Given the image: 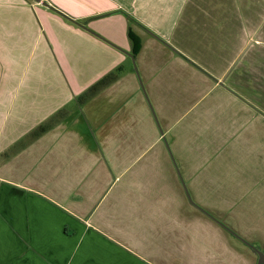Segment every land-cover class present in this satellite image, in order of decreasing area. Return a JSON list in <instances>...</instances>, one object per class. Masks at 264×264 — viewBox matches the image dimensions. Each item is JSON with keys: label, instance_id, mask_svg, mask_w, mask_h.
Here are the masks:
<instances>
[{"label": "crops", "instance_id": "crops-1", "mask_svg": "<svg viewBox=\"0 0 264 264\" xmlns=\"http://www.w3.org/2000/svg\"><path fill=\"white\" fill-rule=\"evenodd\" d=\"M41 1L0 0V264H197L203 251L188 232L176 231L180 221L147 222L139 217L144 206L124 204L120 193L121 198L106 203L125 170L113 180L104 178H109L110 163L119 169V151L107 147L119 146L121 138L107 140L102 124H95L98 119L91 121L100 139L61 137L66 130L73 136L74 124L83 121L78 100L88 103L127 85L125 79L133 75L124 71L129 59L135 70V62L140 68L152 98H187L184 104L193 101L187 112L200 107L204 116L224 114L228 105L237 116L244 113L243 129L264 132V100L247 88L245 96L240 92L243 84L248 89L259 80L261 88L264 84V75L252 81L250 74L264 70V26L253 20L260 7L255 18L263 22L264 0ZM130 30L140 40L135 55ZM249 44H254L253 59H243L240 52ZM221 50L231 56L221 60L216 53ZM236 64L243 65L244 79L230 76L224 86L222 77ZM193 122L183 129L191 127L193 136L183 137V143L171 139V146L199 145L191 138L209 130L204 127L214 119L200 128ZM43 125L48 128L37 134ZM98 142L107 146L99 153ZM183 150L175 148L176 159L202 174L204 158ZM102 204L107 205L99 210ZM126 207L136 219L120 217L117 212L126 214ZM217 259L209 256L211 264Z\"/></svg>", "mask_w": 264, "mask_h": 264}, {"label": "rangeland", "instance_id": "rangeland-1", "mask_svg": "<svg viewBox=\"0 0 264 264\" xmlns=\"http://www.w3.org/2000/svg\"><path fill=\"white\" fill-rule=\"evenodd\" d=\"M259 9L260 7L254 9L253 20L260 28L264 26V20L262 22L261 18H255L256 14L260 13L257 12ZM217 46L222 48L225 45L220 40ZM253 46L254 44H249L244 52H240V57L253 59ZM262 48L264 50V47ZM216 53L221 55V60L231 56L230 52L224 50ZM135 66L136 70L131 59L125 64L124 71L133 72L132 76L125 79L127 85L122 84L121 88L111 91L112 93L108 91L103 98L88 103L78 100L79 107L82 108L79 109L81 115H78V119L83 121L74 124L73 136L68 137L71 130H66L61 138L78 140V137H83L89 141L97 137L100 139L97 129L102 124L106 139H122L119 146L113 148L98 142V153L104 150V145L114 152L119 151V169H115L110 163L112 169L109 178H104L107 181L113 180L122 168L125 169L110 187L106 203L114 198H121L120 195L117 196L120 193L121 202L124 204L133 202L138 210L144 206V211L139 212V217L147 222L154 220L160 222L159 225L162 222L168 225L176 220L180 221L181 229L175 228L176 231L188 232L189 238L198 241V246L203 251V254L198 253L197 264H211L209 256L212 254L218 257V261H215L217 264H255L256 256L252 254V249L260 248L264 251V132L260 128L243 129L246 119L244 113L237 116L233 108L228 109L227 102L224 114L204 116L198 113L200 107H193L191 112H187L188 106L193 102L189 100L184 104L187 98L159 94L152 98L136 62ZM242 69L243 65L238 64L229 68L227 75L222 77L223 81L225 80L223 85L229 86L228 79L233 75L244 79L246 74ZM240 73L243 75L240 76ZM250 74L253 75L252 81L256 78L259 80L264 75V70L259 67ZM260 82H255L254 88L251 89L243 84L240 90L242 96H245L244 91L247 88L255 98L264 100V84L261 88ZM201 94L203 93L197 96ZM215 94L206 97V100H211ZM222 99L223 97L220 100ZM206 100L201 102L205 104ZM260 105L264 107L261 102ZM84 119L86 123L88 121V125L84 123ZM91 119H98L95 124L99 127H96ZM210 119H214L213 125L204 127L209 130H199L203 133L197 136L198 138H191L193 141L190 142L200 143L199 145L192 148L170 145L171 139L183 143V137L193 136L191 127L183 132L187 123L195 121L193 125L200 128L206 125L205 123H210ZM169 127L171 128L167 130ZM202 138L211 139V143L204 145L203 142L207 141H199ZM175 148L178 151L184 149L183 153L188 156H199L201 161L204 158L205 163L201 162L202 174L198 176L194 167L182 166L174 156ZM63 150L64 147H61V151ZM87 150L91 151V148ZM75 156H81L80 147L75 148ZM103 164L106 166L105 162ZM191 172L196 174L193 179L189 178ZM106 205L102 204L99 210ZM123 212L126 214L117 212L122 215L121 218L136 219L132 209L129 214L127 207ZM195 246L191 245V248ZM189 256L192 257L193 254Z\"/></svg>", "mask_w": 264, "mask_h": 264}, {"label": "trees", "instance_id": "trees-1", "mask_svg": "<svg viewBox=\"0 0 264 264\" xmlns=\"http://www.w3.org/2000/svg\"><path fill=\"white\" fill-rule=\"evenodd\" d=\"M129 38L132 41V53L135 55L138 53L139 48H140V40L139 37L136 36L131 30L129 31ZM48 128L47 125L40 126V128L36 131L37 134H40L44 132Z\"/></svg>", "mask_w": 264, "mask_h": 264}, {"label": "water", "instance_id": "water-1", "mask_svg": "<svg viewBox=\"0 0 264 264\" xmlns=\"http://www.w3.org/2000/svg\"><path fill=\"white\" fill-rule=\"evenodd\" d=\"M36 1L40 2L41 0H36ZM41 3H42L43 5H45V6L51 7V6H49V4L46 3V2L41 1ZM51 8H53V7H51ZM53 9H55V8H53ZM55 10H56V9H55ZM253 249L257 252V254H258V256H259L258 264H264V257H263V255H262V253H261L259 250H257L256 248H253Z\"/></svg>", "mask_w": 264, "mask_h": 264}]
</instances>
